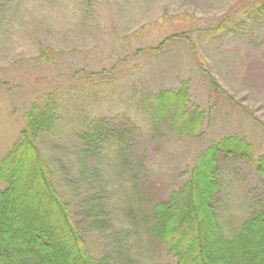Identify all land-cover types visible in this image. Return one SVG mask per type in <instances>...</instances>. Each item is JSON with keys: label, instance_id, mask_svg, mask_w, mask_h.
Instances as JSON below:
<instances>
[{"label": "rangeland", "instance_id": "obj_1", "mask_svg": "<svg viewBox=\"0 0 264 264\" xmlns=\"http://www.w3.org/2000/svg\"><path fill=\"white\" fill-rule=\"evenodd\" d=\"M261 1L0 0V159L24 113L55 92L56 124L37 145L93 257L173 264L146 232L152 206L225 136L264 154V15L240 22ZM184 81L204 113L193 135L154 123L146 104ZM219 168L214 205L229 233L264 210V177L247 160L220 155Z\"/></svg>", "mask_w": 264, "mask_h": 264}, {"label": "trees", "instance_id": "obj_2", "mask_svg": "<svg viewBox=\"0 0 264 264\" xmlns=\"http://www.w3.org/2000/svg\"><path fill=\"white\" fill-rule=\"evenodd\" d=\"M263 15L261 1L245 11L240 22L254 26ZM226 27L222 24L216 30ZM55 94L44 95L24 113L19 139L0 159V264H111L84 247L70 206L55 188L37 145V139L56 124ZM188 103L187 81L175 91L146 99L154 123L193 135L199 132L204 113ZM79 137L89 139L83 133ZM220 155L247 160L264 177V154L256 157L245 137L225 136L199 153L187 180L155 203L145 219L147 234L167 248L173 264H264V210L243 220L234 232L224 233L214 205L221 189Z\"/></svg>", "mask_w": 264, "mask_h": 264}, {"label": "crops", "instance_id": "obj_3", "mask_svg": "<svg viewBox=\"0 0 264 264\" xmlns=\"http://www.w3.org/2000/svg\"><path fill=\"white\" fill-rule=\"evenodd\" d=\"M18 86V85H17ZM13 87H15L14 85H13Z\"/></svg>", "mask_w": 264, "mask_h": 264}]
</instances>
